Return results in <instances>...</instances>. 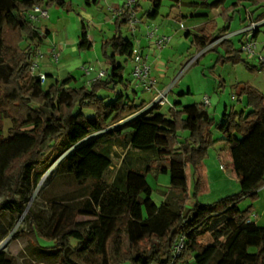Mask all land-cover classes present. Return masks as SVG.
I'll list each match as a JSON object with an SVG mask.
<instances>
[{"label":"trees","instance_id":"16d2710c","mask_svg":"<svg viewBox=\"0 0 264 264\" xmlns=\"http://www.w3.org/2000/svg\"><path fill=\"white\" fill-rule=\"evenodd\" d=\"M83 1L89 7L98 5V0ZM162 1L154 0L150 18H157ZM227 2L216 0L204 7L223 8ZM244 3L260 4V9H264V0H236L231 9ZM35 7L70 11L72 3L0 0V173L11 181L10 190L0 202V218L6 210L25 215L31 254L51 256V264H171L174 248L184 239L174 264L192 259L195 264H264V228L251 220L253 204L245 210L239 208L247 198L254 203L264 188V94L245 87L239 99L247 97L246 108L250 112L226 109L224 123L216 128L230 149L231 169L240 183V192L203 204L199 201L206 189L202 166L209 150L218 143L211 133L205 137L207 130L216 126L207 107L175 102L164 114L162 107L157 106L125 127L123 124L109 130L147 105L144 101L134 102L138 93L134 90L128 94L132 82L124 75L136 51L134 42L124 37L132 13L122 11L114 22L115 36L103 43V57L109 66L104 78L88 86H74L75 78L68 76L45 88L47 80L42 83L30 73L35 51L49 36L39 24L28 20ZM263 19L264 12L256 18ZM217 28L210 21L199 34L187 37L201 52L228 35V28ZM260 33L259 28L253 39L257 40ZM92 47L83 23L78 48L88 51ZM219 48L225 55L218 53V62L244 63L252 72L264 71V63L260 68L252 66L229 40L210 51ZM119 86L122 92H118ZM102 91L115 98L107 101L101 97ZM6 120L12 124L7 136ZM101 132L104 134L82 144L90 135ZM180 134H186L185 138ZM116 146L124 151L119 166L114 164ZM69 152L61 162L60 174L76 190L52 203L50 229L43 236L50 245L43 246L35 212L24 199V187L29 184L36 188L56 161ZM167 166L170 185L162 192L164 201L158 206L148 176L158 177ZM9 231L10 227L0 221V239ZM0 264H16V260L2 252Z\"/></svg>","mask_w":264,"mask_h":264},{"label":"rangeland","instance_id":"374dc122","mask_svg":"<svg viewBox=\"0 0 264 264\" xmlns=\"http://www.w3.org/2000/svg\"><path fill=\"white\" fill-rule=\"evenodd\" d=\"M73 1V0H68ZM123 3V0H118ZM74 5H72V8L70 7V11H66L67 14H74L75 18L78 19L79 22L82 23L83 20L87 22L89 34L93 35L94 37L98 34L97 31H94L95 26V20H92V16L94 15V12H96V8L92 6V10L87 11L88 7L85 5V1L83 0H74ZM174 2L171 0H163L162 5L160 8V14L157 16L159 19V22L167 21L164 18L168 15L170 12V6ZM232 3V1H230ZM142 10H139V14H137L134 18L132 23L137 22L135 25H130L128 28H124V37L131 39L132 41L135 39L136 30H138L139 25L141 24V17L145 15L147 12L153 11V1L151 0H142L141 2ZM250 10L254 11V7H250ZM121 12L114 13V16H112V19H115ZM256 14V13H255ZM106 16V11L101 13V16H98V18L104 20ZM96 17V16H94ZM223 18V16H222ZM88 19V20H86ZM66 21V20H65ZM91 21V24H88ZM42 25L46 24V22H49V19L43 20ZM170 27L172 30L178 34L182 35L185 30V27L180 29L179 23H171ZM219 28V30L223 29ZM262 26L260 27V29ZM71 30L73 31V26H71ZM79 32L81 33V27L79 26ZM100 33V32H99ZM133 36V37H132ZM190 39L191 43L187 39H182L179 44L174 43L171 45L173 48L168 49L167 51H164V54L161 53L160 59L166 60L168 67L164 71H167L168 73V82L170 84L169 89L173 94L170 93L169 98L171 101H173L174 98H176V93L179 92H186L191 93L190 95H187V98H190L189 101H194L197 103H201L205 96H208L211 101L210 107H207V110L210 112L211 115L216 116L217 118H220L221 114L223 113L224 105L219 104L221 93L218 90H222L225 87L224 81L221 79V76L227 80V91L226 94H224L222 97L228 98L230 104L233 103L231 101V97L233 95H237V91L241 88L240 86L255 88L257 87L261 88V85L264 84V71H254L252 72L249 70L244 63L240 64H233L232 62L226 61L225 63L218 62V50L217 51H210L213 47L217 46L220 41L214 42L212 45L207 47L205 50L198 52L193 46H192V38ZM60 40V38H59ZM257 42V58H251L248 59L246 55L242 53V59L248 61L252 66H256L258 68L261 67V61L259 59V56L264 58V33H260L259 37L256 40ZM101 46V44H100ZM191 46V51L189 50V47ZM23 48H26L24 45ZM190 51L189 55L184 54L187 50ZM223 50V48H219ZM236 51L241 52V43L236 42V45L234 47ZM43 51V49H41ZM67 51L64 53H61L59 51H56L55 54L58 55V60L56 61L55 58L52 56V52H42L45 54V57L43 61L41 62L40 68H43V70H51V72L56 76L59 74L62 75L66 72L68 69V65L73 64V62L77 59L78 56H73L72 54H69ZM99 50V47H98ZM224 51V50H223ZM91 53V52H90ZM98 53V51H97ZM82 58L88 54V51H82L81 52ZM93 55H96V50H93ZM123 58H119L121 61ZM160 60V61H161ZM124 61V59H123ZM122 61V62H123ZM92 62V64H90ZM85 63V64H84ZM92 66L94 68V60L87 59L85 61H82L79 67H77V72L75 71V75L78 77V80L75 84H80L81 79L84 80L87 77L84 76L83 67L84 66ZM150 65H151V59H150ZM152 67V65H151ZM95 71V70H94ZM132 71V63H128L125 69V79L130 78V73ZM67 75L66 77H68ZM65 77V78H66ZM50 82L46 83L44 86L47 88ZM158 84V83H157ZM82 85V83L80 84ZM159 85V84H158ZM161 90H164L166 87L165 85L160 86ZM240 87V88H239ZM122 88V86H119L118 89ZM243 88V89H244ZM105 91H102L104 93ZM131 94H133V90L130 88L129 91ZM137 92V91H135ZM138 97L137 100L144 99L147 102L146 107L141 110L138 114L134 115L133 117L127 119L126 121L120 122L119 124H114L109 127V130L117 129L120 125H123L125 127L127 124H129L133 119H135L137 116H139L141 113L147 111L148 103L153 99V95L150 92L144 91L142 88L138 89ZM174 95V98H173ZM106 96V95H103ZM110 99V97L108 98ZM245 106L247 104V97H245ZM237 103V101H235ZM217 105V111L215 112V106ZM172 106V103L169 105H166L163 108V111L165 113L168 112V109ZM232 107L228 109L230 111ZM12 127V124L9 120H6L5 122V133L7 136V131ZM214 130L217 131L216 126L213 127ZM104 134L101 133H94L90 135L87 139H85L82 144L88 141L95 140L99 136ZM182 139L185 138L186 134H180ZM216 147V146H215ZM211 148L209 150V155L213 160V154L216 152V149ZM123 150L120 149L119 146H116L114 149V164L115 166H119L122 156H123ZM70 154L67 153L64 157L60 158L56 161V163L46 172V174L43 176L41 182L36 188H33L31 185L27 184L26 187H24V199H27L28 201L27 206L29 209H32L35 212L36 215V223L39 227V238L40 242L43 246L50 245L49 242L45 241L43 236L49 231L50 225H51V217L53 215V208L52 203L54 200H60L61 198L65 196H70L72 192L76 190L75 185L71 184L68 179L63 177L60 174V165L61 162L64 160V158ZM209 159L206 160V162ZM164 171V170H163ZM169 168H167L166 171L163 173H160L158 177H155L153 174L149 176V182L153 186V194L152 197L156 200L158 204L162 203L164 197L162 192L167 191L166 189L170 185V174H169ZM40 186H42L40 188ZM11 188V181L6 177V175L0 173V202L6 197L7 192ZM40 188V189H39ZM241 190V189H240ZM240 192V191H239ZM239 192H233L236 195ZM230 195V196H232ZM229 197V196H228ZM253 204L254 207V213L251 215V220H253L259 227L264 228V188L259 191L258 199L252 203L251 198H247L240 202L239 208L241 210L247 209L249 206ZM256 213V214H255ZM1 223L4 226L10 227L9 234L0 239V253H5L10 257H14L16 260V264H27L26 262H32V264H51L54 262L53 258L51 256L42 257L31 254V249L28 239L29 228L27 225V222L25 220V215L20 216L15 211H9L6 210L3 217L0 218ZM8 240V244L6 248L2 249V244ZM124 240H125V246L128 248V239L126 232L124 233ZM207 240V239H206ZM73 244H76L73 242ZM32 260V261H31ZM156 264V263H154Z\"/></svg>","mask_w":264,"mask_h":264},{"label":"crops","instance_id":"0c3cea01","mask_svg":"<svg viewBox=\"0 0 264 264\" xmlns=\"http://www.w3.org/2000/svg\"><path fill=\"white\" fill-rule=\"evenodd\" d=\"M154 3V0H151ZM172 1V0H171ZM216 0H179L177 3L174 2L170 6V12L168 15L164 18L167 21H162L159 22L158 18L152 19L149 17V15L153 12H147L143 17H141V24L138 27V30H136L135 34V39L133 40L135 50L148 55L151 59V65H152V76L157 80V83L159 84V88H161V85H165L166 88L170 86L168 82V73L167 71H164L167 69L168 64L165 60H161L160 56L161 53L164 54V51H167L168 49H172L174 43L179 44L182 39H187L191 43L190 39H188L187 35H197L199 34L200 30L202 27L210 22L213 21L217 24V30L222 27H226L229 29V34H232L242 28H244L247 25L246 21V11L250 10V7H254V11L250 10L256 19L258 16H260L263 12L264 9H260V4L253 5L249 3H244L241 5L240 8L238 9H231L232 4L235 3L236 0H228V2L225 4L223 8H218V9H206L204 7V4H211ZM232 1V3H230ZM142 0H139L138 2V13L139 10H142L141 6ZM72 5H74V0L71 1ZM86 5V3H85ZM88 7L87 11L92 10V6ZM93 7L96 8V12H94V15L92 16V20H95V26H94V31H97L98 34L94 37L93 35L89 34V39L93 42V47L91 50H88V54L84 58H82V54L78 48L79 44V37L81 33L79 32V26L82 28L83 23L85 24L88 33V25L85 20L81 22L78 21L77 18H75L74 14H67L66 11L64 10H59V9H51L49 11V22L44 25H40V29L42 32L48 31L49 36H47L44 40V42L38 47V50L41 52H52V51H59L61 53H64L65 51L68 50L69 54H72L73 56H78L77 59L73 62V64L68 65V69L66 70L65 73L62 75H54L51 70H43V68L39 69V72L41 74H45L47 76V81L46 83L50 82L49 85L47 86L50 87L51 85L55 84L56 82H59L63 80L67 75L73 76L77 82L78 77L75 75V71L77 72V67L81 64L82 61H85L86 58L88 59H93L94 60V68L92 67L95 71H93L91 77H87L86 79L80 81V84L82 85H87L90 79L95 80L98 76V74L102 71L106 72L109 69V66L107 65L103 53H102V46L104 41L110 40L115 36L114 32V22L115 19H112V16H114V13H119L122 11V4L118 0H98V5H94ZM154 9V8H153ZM106 11V16L104 17L105 19L102 20L100 18L97 19L98 16H101V13ZM122 13V12H121ZM256 13V14H255ZM160 14V11H159ZM96 16V17H94ZM223 16V18H222ZM66 20V21H65ZM88 20V19H86ZM230 21L227 23L226 21ZM171 23H179L180 24V29L181 25L185 27V32L182 35L176 34L172 28L170 27ZM91 24V21L88 23ZM71 26H73V31L71 30ZM152 30H157L159 36H165L166 38L169 39V43L165 48H163L160 52L156 51L155 48L152 46V44L149 42L147 39V35L149 31ZM261 33H264V26L260 29ZM100 32V33H99ZM133 37V36H132ZM60 38V40H59ZM126 38V37H125ZM129 39V38H127ZM241 36H234L229 39V41L232 43L233 48L236 45V42L241 43ZM101 44V46H100ZM99 47V50H98ZM43 49V51L41 50ZM191 46L189 47V50L191 51ZM93 50H96V55H93ZM188 50V48H187ZM186 51L184 54L188 55L190 54V51ZM236 50V49H234ZM98 51V53H97ZM91 52V53H90ZM218 53L221 54L222 56L225 55V52L221 49H218ZM50 54V53H49ZM45 57V54L43 53V58L41 62L43 61ZM161 60V61H160ZM123 59L120 61L122 62ZM40 62V66H41ZM85 64V63H84ZM92 64V62H90ZM86 66V65H85ZM133 68V65H132ZM132 72V71H131ZM221 79L225 83V87L222 90H218L221 93V98H220V103L224 105L223 113L221 114L220 118H217L216 116H213L215 121H216V128L221 126L224 123V113L226 109H229L232 107V109L235 110L236 113H249L250 109H247L245 106V97H242L239 99V95L241 91L243 90V86H240L239 90L237 91V95H233L231 97V101H233L232 104L228 103L229 99L222 97L224 94H226L227 91V80H225L222 76ZM129 82H131V73H130V78L127 79ZM264 81V80H263ZM80 84H75L74 86H82ZM44 85V86H45ZM131 89L134 92L133 86ZM257 90H259L261 93L264 94V84L261 85V88L257 87ZM130 91V89H129ZM118 92H122V88L118 89ZM138 92V91H137ZM173 94V91L171 92ZM128 94L131 95L130 92ZM191 93H186V92H179L176 93V98H174L173 95V101L169 98L170 102L175 103L179 102L182 104V106H188V105H193V104H202L197 103L194 101H189L191 100L190 98H187V95H190ZM106 95V96H103ZM101 97L105 98L107 101H111L115 98V95L112 93L104 92L101 94ZM110 97V99H108ZM208 97V96H205ZM142 101L146 102L144 99L135 100L134 102L136 104H140ZM237 101V103L235 102ZM211 102V101H210ZM147 103V102H146ZM215 112L217 111V105L215 106ZM162 112L163 111L162 108ZM210 113V112H209ZM211 133L214 137V140L217 143L215 149L216 152L213 154V160L212 158L208 157V161L203 163L202 166V174L205 178V183H206V189L204 192H202L199 195V201L203 204H212L215 203L223 198H226L232 194H235L236 192L240 191V183L236 176L233 174L231 165H232V160L230 157V149L226 145L224 141L223 135L214 130L213 128L208 129L205 137ZM116 148V147H115ZM120 149H122L120 147ZM123 150V149H122ZM169 168L168 166L164 169V171ZM162 171V173L164 172ZM170 172V169H169ZM170 174V173H169ZM189 177H190V189L191 191L193 190L194 183H193V173L192 170L189 172ZM149 179V176H148ZM149 181V180H148ZM150 183V182H149ZM152 186V184L150 183ZM153 188V186H152ZM169 188V187H168ZM168 188L166 190H168ZM154 189V188H153ZM235 192V193H233ZM155 203L160 206L162 203L158 204L156 200L153 198ZM256 214V213H255ZM253 221V220H252ZM254 222V221H253ZM257 224V223H256ZM183 264H195L194 260H189L187 263Z\"/></svg>","mask_w":264,"mask_h":264},{"label":"built area","instance_id":"2783aa9c","mask_svg":"<svg viewBox=\"0 0 264 264\" xmlns=\"http://www.w3.org/2000/svg\"><path fill=\"white\" fill-rule=\"evenodd\" d=\"M138 2L139 0H123L122 11L129 10L132 13V17L134 18L137 15L135 13V8ZM246 14L247 25L232 34L227 35L219 41L222 42L223 40H229L234 36H241V52L246 55L248 59L257 58V42L253 39V35L257 29H259L261 26H264V19L262 21H257L250 10H247ZM46 19H49V11L45 7H35L28 15V20L33 24H41L43 23L42 21ZM137 22H131V24L135 25ZM181 28H184V26L181 25ZM157 32V30L149 31L147 39L155 48V50L160 52L163 48H165V46L168 45L169 39L165 36H159ZM51 54L57 61L58 55L55 54V51H52ZM42 58L43 53L37 49L34 54V59L32 60L30 65V73L32 76L39 77L42 83H44L47 80V77L45 74H41L39 72L40 62ZM259 59L261 63H264L263 57L259 56ZM132 65L133 68L131 72V82L134 90L138 91V89L142 88L144 91L150 92L153 95V99L148 103L147 110L157 106L164 107L171 104L169 100V95L171 93L169 87L161 90L157 84V80L152 76L150 57L136 50ZM83 71L85 77H91L94 69L90 66H84ZM104 76L105 72L102 71L98 74L95 80L104 78ZM95 80L90 79L88 85H90V83ZM202 104L205 107H210V98L205 97ZM183 246L184 239H181L180 243L174 248L175 256L171 264H174L176 258L180 256Z\"/></svg>","mask_w":264,"mask_h":264},{"label":"bare ground","instance_id":"6f19581e","mask_svg":"<svg viewBox=\"0 0 264 264\" xmlns=\"http://www.w3.org/2000/svg\"><path fill=\"white\" fill-rule=\"evenodd\" d=\"M41 183H42V182H41ZM41 187H42V186H40V188H41ZM40 188H39V189H40ZM7 244H8V240L5 241V242L2 244V247H1V248H2V249L6 248Z\"/></svg>","mask_w":264,"mask_h":264},{"label":"water","instance_id":"95a60500","mask_svg":"<svg viewBox=\"0 0 264 264\" xmlns=\"http://www.w3.org/2000/svg\"><path fill=\"white\" fill-rule=\"evenodd\" d=\"M41 183V182H40Z\"/></svg>","mask_w":264,"mask_h":264}]
</instances>
